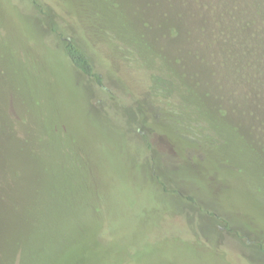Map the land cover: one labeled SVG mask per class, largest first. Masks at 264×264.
Returning a JSON list of instances; mask_svg holds the SVG:
<instances>
[{
    "label": "rangeland",
    "instance_id": "374dc122",
    "mask_svg": "<svg viewBox=\"0 0 264 264\" xmlns=\"http://www.w3.org/2000/svg\"><path fill=\"white\" fill-rule=\"evenodd\" d=\"M42 1L54 23L82 33L64 12L67 1L61 0L65 9L57 0ZM102 1L106 13L99 33L117 49L102 41L93 50L112 85L108 93L97 90L93 104L126 136L125 193L116 187L118 162L97 169L107 177L89 180L66 156L22 139L41 135L44 113L52 135L83 152L77 95L82 82L61 67L48 36L40 30L37 37L29 28L37 16L50 30L31 0H0V264H264L260 23L242 28L250 19L242 0L238 10L218 8L219 15L212 14L213 0ZM73 2L79 21L97 26L88 16L94 2L71 0L72 8ZM122 22L132 27H122L132 34L127 42L112 31ZM50 34L71 66L66 35ZM21 59L28 64V80ZM179 81L190 91H175L172 83ZM185 101L196 112L182 110ZM206 106L215 129L204 119ZM138 111L147 112L151 127L140 123ZM104 128L110 145L112 131ZM95 130L92 125L97 135ZM114 152L120 157V148ZM151 156L172 168L157 167L169 191L147 170ZM82 157L100 167L98 155ZM175 188L193 193L195 204L184 203ZM207 210L226 217L232 230L218 229Z\"/></svg>",
    "mask_w": 264,
    "mask_h": 264
},
{
    "label": "trees",
    "instance_id": "16d2710c",
    "mask_svg": "<svg viewBox=\"0 0 264 264\" xmlns=\"http://www.w3.org/2000/svg\"><path fill=\"white\" fill-rule=\"evenodd\" d=\"M57 1L65 9L64 3L61 2V0H57ZM65 1H67V6H66L67 10L65 9L64 12L66 11L67 13L72 15V17L75 20H77L76 22L78 23L79 27L82 29V33L80 34H78L75 31L67 30L66 28L60 26L59 24L54 23L55 21L53 18L54 15L49 13V11H47L48 7L46 6V4H44L42 0H31V3H32L33 8L37 10L38 14H44L46 16L47 24L51 32H58L59 34L64 33L66 35L64 39V43H65L64 52L71 66H69L66 63V61L61 57V55L58 53L57 49L54 47L53 43L51 42L50 30L45 27L46 25L43 22L44 20H41V18L43 19V17L38 18L37 16L36 17L32 16V19H31L32 22L31 23L28 22L29 24L28 26L29 28H32L33 30L36 29L37 37H38V34H40V30L43 32V34L48 36V42L50 43V48L53 54L55 55L56 59L59 61V64L61 65V67L69 75L77 77V79H79L82 82V89L78 91L77 95L79 96V108H80L81 123H82L81 129H82L83 138L85 142L83 145L84 151L80 152L76 150L74 146H70L71 145L70 142H68L67 138L64 136H59V135L53 136L52 133L54 132V129L51 126L47 125V119L45 118L44 113L42 114L43 116L41 117L43 121V127L38 128V132L41 135H39L36 139L22 136V139L28 140V142L32 146L41 144L43 147L53 149L56 153L60 154L61 156H66V158L70 161L72 167L77 171L81 170L82 173H84L88 178H90L89 180H91V178L101 179V178L107 177L105 174H99L97 172V169L101 168L100 170L104 171V169L102 168L104 165L113 163V161H115V163L118 162V165L119 164L122 165V169H121V173L119 175L118 181H116V183L118 184L116 185V187L118 190L120 189L123 193H125L126 192L125 190L129 184L125 180V177H124V172L127 168L125 166V164L127 163L124 159V156H125L126 151L128 150L126 136L123 133V131H121L114 124H112L109 119L103 116L101 117V115L96 111L95 106L93 104L94 94L96 93L97 90L108 93V91H110L109 88L112 87V85L110 86V83L107 82L108 80H107L105 72L102 71V69L100 68L101 66H103V64L100 63V61L97 60V58H95L93 50L96 47V44H99L102 41L103 43H105L106 46H108L109 48H112L115 53H116L115 49H117V47H113L111 45V42L109 45V42L105 39L104 35L99 33L100 31H102L101 29H104L102 25H101V29L99 28V23H101L100 18L104 13H106V11L103 10L105 9V7L103 6L104 1L91 0L94 3H91L89 5V9L92 8L94 12L93 14L88 13V16L91 17V19H93L94 22H96L97 26L94 25L95 23L87 24L88 21L86 22L79 21V19L75 15V14H79L78 9L74 8V7H77L75 3L73 2V8H72V5L69 6V3L71 0H65ZM242 1L245 3V8L243 11L246 14V16L248 15L250 17V19L242 21V24H241L242 28L247 27V25L252 24L251 26L255 29V25L258 24L259 22L260 23L259 25H261L260 27L261 29L260 28L259 29L263 36L264 35V0H242ZM213 2L215 3H213V7H214L213 10H211L213 12L212 14L219 15L220 9H223L222 11L226 10L228 13L235 9L236 10L239 9L236 5L237 0H213ZM44 7H46L47 10H44L43 9ZM89 21L91 20L89 19ZM126 23L128 25V22ZM126 23L122 22V25L112 30L115 33V36H116L115 39H119V40L127 42V40L132 38V34L128 31L130 29L128 27L124 29L122 28L125 26ZM129 27L132 29L131 26ZM20 32L22 33V31ZM90 34L92 36L93 35L95 36L96 42H94L88 37ZM260 35L261 34L259 33V35H257L256 38L258 39ZM263 39H264V36H263ZM258 43L262 45L264 42L261 44V40H260ZM116 57L118 60H120L119 56L116 55ZM25 62H26L25 60L21 59V67L23 68V76L25 77L26 80H28L29 75L25 69L28 64ZM161 78L166 79L165 77L160 76L158 80H161ZM172 85L177 86V89H175V91L179 92V89L184 93H186V91H190V88L186 86H181L180 81L178 84L172 83ZM157 87L158 86L156 85L153 88L156 89ZM31 99L33 100V98H30V100ZM201 100L203 101V99H201L200 97V101ZM204 105L206 104H203V106ZM188 107H190L194 112H196V108L190 106L189 103H187L186 101L181 109L187 110ZM206 111H207L206 117L204 119L211 120L209 121V123L207 121L206 122L208 123V126L212 125V129H215L214 123L216 122V119L213 116H211L212 112L210 111V109H208L207 106H206ZM144 114H146V117ZM195 114L197 116V113ZM137 118L139 119L140 123L143 124L144 127L152 126V124H150V121L147 120V112L144 113L142 111L141 112L138 111ZM199 120H203V119L199 118ZM103 123L105 124V126L102 125ZM160 123L161 121L158 122V125L156 124L155 127H158ZM92 125L96 127L95 131L97 132V135L96 133H93L91 131ZM104 127H108L112 131L111 135L113 136L111 137L113 138V140L112 142H110L111 143L110 145L106 144L108 141L107 133H110V132L108 129H105ZM103 132L105 135L104 134L102 135ZM118 133L121 135V138L116 140L114 134H118ZM97 139H98V142H97ZM197 144L199 143L197 142ZM118 148H120V157H118L116 155V152H114V150ZM198 151L200 152L201 149H199ZM87 154L88 155H91V154L98 155L99 161L98 162L96 161V162L100 165L99 168L95 165L91 157H87V158L82 157L84 155L86 156ZM90 161H92V163ZM159 165H163L168 171L172 170V168H169L165 164H163L160 161V159L156 157H152V156L149 157V165H148L149 167L147 168V170H149V172L151 173L152 178L154 179V182L158 183L161 186L162 191H169L168 185L163 181V179L161 180V176L157 169ZM173 190L175 193L178 194V196H180V198L183 200L184 203L192 205V204H195V202L197 201L194 194L191 192H186V191L178 192L177 188ZM207 212L209 215H215L210 210H207ZM215 216L217 218V220L215 221L218 225V229L219 228L220 229L229 228V230H232L231 226L228 224V219H226V217H224L223 215H218V214ZM259 237L255 238V243L257 242L256 240Z\"/></svg>",
    "mask_w": 264,
    "mask_h": 264
}]
</instances>
